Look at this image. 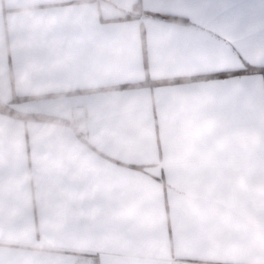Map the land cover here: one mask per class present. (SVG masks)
I'll return each instance as SVG.
<instances>
[{
	"label": "crops",
	"instance_id": "0c3cea01",
	"mask_svg": "<svg viewBox=\"0 0 264 264\" xmlns=\"http://www.w3.org/2000/svg\"><path fill=\"white\" fill-rule=\"evenodd\" d=\"M247 67L264 0H0V264H264Z\"/></svg>",
	"mask_w": 264,
	"mask_h": 264
},
{
	"label": "trees",
	"instance_id": "16d2710c",
	"mask_svg": "<svg viewBox=\"0 0 264 264\" xmlns=\"http://www.w3.org/2000/svg\"><path fill=\"white\" fill-rule=\"evenodd\" d=\"M136 16H138V15H137V13L135 11H128V12L124 13L122 16L118 17V19H128V18H133V17H136ZM157 16L169 17L168 15H164V14L157 15ZM242 72H246V73L261 72V73L264 74V67H262V68L247 67V68L243 69ZM165 82L166 81H153V82H150V83L151 84H159V83H165ZM146 83L147 82L128 84V85L119 86V88L134 87V86L144 85ZM75 92H84V91H75ZM29 98H31V97L15 96L13 98V102H21V101L27 100ZM0 110L5 112V113H7V114H9V115H12V116H15V117H18V118H22L24 120H42V119H47V120L60 121V122L63 121L62 119L49 117V116H44V115H41V114L19 112V111L15 110V109L11 108V106L9 104L3 103L1 100H0Z\"/></svg>",
	"mask_w": 264,
	"mask_h": 264
},
{
	"label": "snow or ice",
	"instance_id": "6c2138e0",
	"mask_svg": "<svg viewBox=\"0 0 264 264\" xmlns=\"http://www.w3.org/2000/svg\"><path fill=\"white\" fill-rule=\"evenodd\" d=\"M218 75H220V76H226V73L221 72V73H218Z\"/></svg>",
	"mask_w": 264,
	"mask_h": 264
}]
</instances>
